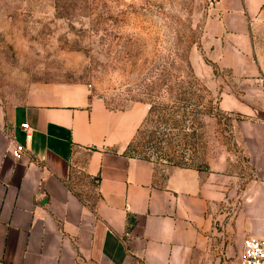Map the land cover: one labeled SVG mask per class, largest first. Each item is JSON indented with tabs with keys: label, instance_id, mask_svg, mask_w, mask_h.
I'll return each instance as SVG.
<instances>
[{
	"label": "crops",
	"instance_id": "0c3cea01",
	"mask_svg": "<svg viewBox=\"0 0 264 264\" xmlns=\"http://www.w3.org/2000/svg\"><path fill=\"white\" fill-rule=\"evenodd\" d=\"M197 1L192 67L219 88L233 147L159 165L121 149L135 113L82 86L0 94V264H226L264 236V0Z\"/></svg>",
	"mask_w": 264,
	"mask_h": 264
},
{
	"label": "rangeland",
	"instance_id": "374dc122",
	"mask_svg": "<svg viewBox=\"0 0 264 264\" xmlns=\"http://www.w3.org/2000/svg\"><path fill=\"white\" fill-rule=\"evenodd\" d=\"M197 0H0V94L19 100L44 84L82 86L133 111L121 149L159 165L202 166L233 147L219 88L198 77ZM240 254L226 256L238 264Z\"/></svg>",
	"mask_w": 264,
	"mask_h": 264
},
{
	"label": "built area",
	"instance_id": "2783aa9c",
	"mask_svg": "<svg viewBox=\"0 0 264 264\" xmlns=\"http://www.w3.org/2000/svg\"><path fill=\"white\" fill-rule=\"evenodd\" d=\"M214 0H211L213 4ZM23 130L27 133V137H31L30 126L22 124ZM23 146L17 147V152H22ZM238 264H264V236L262 237H246L243 241L242 253Z\"/></svg>",
	"mask_w": 264,
	"mask_h": 264
}]
</instances>
